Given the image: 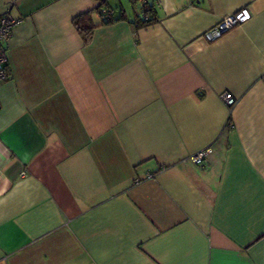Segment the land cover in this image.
I'll use <instances>...</instances> for the list:
<instances>
[{
  "label": "crops",
  "instance_id": "0c3cea01",
  "mask_svg": "<svg viewBox=\"0 0 264 264\" xmlns=\"http://www.w3.org/2000/svg\"><path fill=\"white\" fill-rule=\"evenodd\" d=\"M153 3L0 0V264H264V0Z\"/></svg>",
  "mask_w": 264,
  "mask_h": 264
},
{
  "label": "built area",
  "instance_id": "2783aa9c",
  "mask_svg": "<svg viewBox=\"0 0 264 264\" xmlns=\"http://www.w3.org/2000/svg\"><path fill=\"white\" fill-rule=\"evenodd\" d=\"M101 4L103 0H96ZM192 3L199 2V0H190ZM133 3L136 4L140 10L139 12V20L146 22L149 20V11H150V3L149 0H133ZM102 22H106L111 18V11L109 9L102 10ZM252 18V13L249 11L247 7H244L231 16H225L220 18V20L209 30L204 32L200 37L201 40L209 44L210 42H214L216 40L221 39V36L233 30V28L240 27L245 24V22L249 21ZM17 24L9 13H5L0 15V45L3 42H6L11 37V32L13 27ZM5 50L0 46V83L5 81L7 78V58L5 57ZM223 104L231 109L236 104V99L232 97L229 93H223L221 96ZM207 151H202L197 153L191 157L194 163H202L206 160Z\"/></svg>",
  "mask_w": 264,
  "mask_h": 264
},
{
  "label": "trees",
  "instance_id": "16d2710c",
  "mask_svg": "<svg viewBox=\"0 0 264 264\" xmlns=\"http://www.w3.org/2000/svg\"><path fill=\"white\" fill-rule=\"evenodd\" d=\"M106 0H103L98 8L99 10V16L101 17L102 15V7L104 6V2ZM133 2V0H132ZM154 0H149L150 3V11L153 9V5H154ZM149 20L146 22L140 21L139 19L136 20L135 26L136 27H144L147 26L148 24H150L153 19L151 17V15H149ZM102 18V17H101ZM114 21V18L111 15V18L109 20H107L106 22H102V24H110L111 22ZM74 29L78 32L82 42H84V44H88V41L91 39V36L93 34V29L94 26L92 24V20L90 18V13L87 12L86 14H81L79 16H76L75 19L72 22ZM229 121V120H228Z\"/></svg>",
  "mask_w": 264,
  "mask_h": 264
},
{
  "label": "rangeland",
  "instance_id": "374dc122",
  "mask_svg": "<svg viewBox=\"0 0 264 264\" xmlns=\"http://www.w3.org/2000/svg\"><path fill=\"white\" fill-rule=\"evenodd\" d=\"M111 8H113V9H114V11H117V9H115V7L111 6ZM138 19H139V18H138ZM101 20H102V18H101Z\"/></svg>",
  "mask_w": 264,
  "mask_h": 264
}]
</instances>
